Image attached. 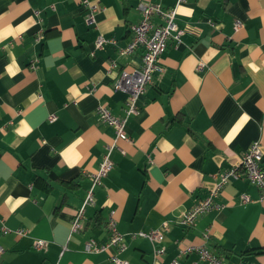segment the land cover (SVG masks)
Listing matches in <instances>:
<instances>
[{"label":"crops","instance_id":"0c3cea01","mask_svg":"<svg viewBox=\"0 0 264 264\" xmlns=\"http://www.w3.org/2000/svg\"><path fill=\"white\" fill-rule=\"evenodd\" d=\"M91 2L94 23L82 0H0V264H116L114 248H85L90 238L108 240L112 209L129 264H171L181 248L204 242L230 264H264V199L245 176L230 178L220 209L190 226L177 223L255 140L264 166V0ZM142 3L175 7L181 42L169 41L162 53L163 70L140 95L128 139L117 141L114 166L95 188L83 228L72 232L91 173L115 139L97 107L125 117L127 93L114 83L142 63L143 47L119 52ZM99 34L117 43L99 48ZM164 222L166 251L154 257L156 243L138 233ZM36 239L46 246L36 249ZM179 264L207 263L194 251Z\"/></svg>","mask_w":264,"mask_h":264},{"label":"built area","instance_id":"2783aa9c","mask_svg":"<svg viewBox=\"0 0 264 264\" xmlns=\"http://www.w3.org/2000/svg\"><path fill=\"white\" fill-rule=\"evenodd\" d=\"M186 0H179L184 2ZM82 5L86 9L87 21L94 23V11L97 9L96 5L92 4L91 0H82ZM142 18L141 20L132 25L133 32L132 40L124 47L119 49L121 54H130L137 48L143 47V59L140 66L134 69H122L118 79L114 83L115 89L123 90L127 93L125 117L115 116L110 108L104 104L99 103L97 110L100 119L112 126L115 129L114 142L107 146V152L103 156V160L97 171L91 173L92 182L87 191V194L77 210L72 223V232L80 231L83 228L82 219L85 214L86 207L95 201L94 191L97 186L102 184V180L109 174L114 166L111 158V152L117 145L119 139L127 140L128 134L126 132V123L130 115L139 111V97L145 91L146 87L152 82L153 74L163 70L161 64V55L167 48L169 41L181 42L182 31L179 29L176 21V8L164 9L160 3H142ZM35 13L38 15L39 10ZM158 18V22L154 21ZM241 26L240 22L235 23V27ZM39 36L44 35V31H40ZM117 40L115 38H107L99 34L95 40L97 47H102L106 44L115 45ZM205 63H198V70L205 69ZM49 121L53 122L57 119L56 114H50ZM245 176L250 182L257 185L261 191V199H264V166H263V150L260 140H255L243 154L241 163L238 167L230 168L221 172L215 182L214 187L208 194L198 203L188 208L182 213L179 221L177 222L183 226L193 225L196 219L211 209H220L221 205L217 202V198L221 190L229 182L230 178H240ZM216 178V177H215ZM249 198L245 195L242 196V202H248ZM116 211L112 209L106 221V226L109 231V238L104 243H99L96 239L90 238L86 241L85 248L89 252L107 251L112 248L114 252L110 253L109 259L116 264H129L127 259L121 258L120 254L125 251L127 245L124 241V234L118 228V221L116 219ZM169 223L164 222L160 227L145 232L138 233L141 236L149 238L157 246L154 248V257H158L165 253L166 247L161 245V240L164 237V232L168 229ZM5 232L7 228L3 227ZM19 235L27 234L25 229H17ZM45 239H36L34 247L42 249L46 246ZM3 251L0 247V253ZM197 252L200 259L207 264H230L220 255L211 251L207 243L204 242L200 245L190 244L181 248L172 261L171 264H179V259L184 257L190 252Z\"/></svg>","mask_w":264,"mask_h":264}]
</instances>
